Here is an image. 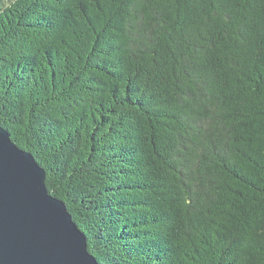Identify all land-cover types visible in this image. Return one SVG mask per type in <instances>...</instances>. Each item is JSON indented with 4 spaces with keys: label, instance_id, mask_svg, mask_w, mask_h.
<instances>
[{
    "label": "trees",
    "instance_id": "16d2710c",
    "mask_svg": "<svg viewBox=\"0 0 264 264\" xmlns=\"http://www.w3.org/2000/svg\"><path fill=\"white\" fill-rule=\"evenodd\" d=\"M0 124L99 264H264V0H0Z\"/></svg>",
    "mask_w": 264,
    "mask_h": 264
},
{
    "label": "water",
    "instance_id": "95a60500",
    "mask_svg": "<svg viewBox=\"0 0 264 264\" xmlns=\"http://www.w3.org/2000/svg\"><path fill=\"white\" fill-rule=\"evenodd\" d=\"M0 264H99L45 169L0 124Z\"/></svg>",
    "mask_w": 264,
    "mask_h": 264
}]
</instances>
